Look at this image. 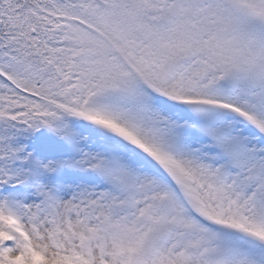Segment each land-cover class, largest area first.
<instances>
[{
  "label": "snow or ice",
  "instance_id": "6c2138e0",
  "mask_svg": "<svg viewBox=\"0 0 264 264\" xmlns=\"http://www.w3.org/2000/svg\"><path fill=\"white\" fill-rule=\"evenodd\" d=\"M0 264H264V0H0Z\"/></svg>",
  "mask_w": 264,
  "mask_h": 264
}]
</instances>
